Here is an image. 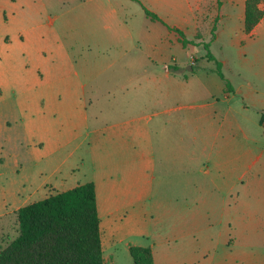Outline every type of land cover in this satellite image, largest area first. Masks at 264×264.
Wrapping results in <instances>:
<instances>
[{
	"label": "crops",
	"instance_id": "0c3cea01",
	"mask_svg": "<svg viewBox=\"0 0 264 264\" xmlns=\"http://www.w3.org/2000/svg\"><path fill=\"white\" fill-rule=\"evenodd\" d=\"M140 1L162 21L135 0H73L46 23L29 0L13 4L0 147L60 175L51 188L87 166L105 260L144 239L154 264H264V3L246 32L245 0ZM234 10L235 62L218 59L227 92L214 67L180 65L168 26L195 48L208 18L216 39Z\"/></svg>",
	"mask_w": 264,
	"mask_h": 264
},
{
	"label": "trees",
	"instance_id": "16d2710c",
	"mask_svg": "<svg viewBox=\"0 0 264 264\" xmlns=\"http://www.w3.org/2000/svg\"><path fill=\"white\" fill-rule=\"evenodd\" d=\"M137 1L145 15L153 20L161 18ZM264 0H245L243 29L250 31L263 16L259 3ZM175 30L183 47L194 43L182 30ZM215 22L211 38H215ZM205 57L214 61V72L225 81V90L232 91L225 79L221 62L210 52V42L201 41ZM18 233L0 247V264H105L93 181L59 191L45 198L27 203L16 211ZM134 264H154L150 246L130 245Z\"/></svg>",
	"mask_w": 264,
	"mask_h": 264
},
{
	"label": "rangeland",
	"instance_id": "374dc122",
	"mask_svg": "<svg viewBox=\"0 0 264 264\" xmlns=\"http://www.w3.org/2000/svg\"><path fill=\"white\" fill-rule=\"evenodd\" d=\"M21 0H0V66L5 61V57L12 50L11 28L9 21L12 17L13 4ZM73 0H29L32 5L40 7L38 18L41 22H48L51 18H57L63 9L68 7ZM190 1V0H189ZM192 1V0H191ZM203 8L212 9L216 7L218 0H197ZM224 2V0H220ZM264 2H260L262 4ZM237 10H234V17L229 19L223 17V30L220 31L216 39L210 40V27L212 22L209 18L206 24L198 28L194 39H205L210 42L209 50L216 59L225 58L227 65H234L235 49L230 44V39L234 36V31L239 33L241 22L236 17ZM59 21V19H58ZM57 22V21H55ZM56 25V24H55ZM48 28V26H46ZM178 47L176 51L177 61L181 66L188 68V65L194 64L197 70L214 67V61L208 60L203 46ZM71 53V47L66 49ZM192 53L189 59L186 55ZM80 154V153H79ZM78 155V153H77ZM38 161V160H37ZM77 161V159H75ZM39 164L40 160L38 161ZM42 166H36L35 162L23 152L18 150L5 151L0 147V247H3L8 241L12 240L18 233V218L15 210L27 203L42 199L56 191L67 189L78 183H85L88 180L87 166H78L71 174L66 175L61 186L50 185L56 181V175H50V170L40 174ZM46 184H41L46 179ZM211 235V234H210ZM209 239V246L213 245V240ZM137 241V240H136ZM140 245H148L149 241L140 239L136 242ZM264 252V244L258 246ZM221 249L222 247H218ZM219 249H216L219 252ZM213 252L209 248V254ZM215 253V252H214ZM213 253V254H214ZM106 257L105 264H134L129 251L124 243H117L104 250ZM110 256V259L107 257Z\"/></svg>",
	"mask_w": 264,
	"mask_h": 264
},
{
	"label": "water",
	"instance_id": "95a60500",
	"mask_svg": "<svg viewBox=\"0 0 264 264\" xmlns=\"http://www.w3.org/2000/svg\"><path fill=\"white\" fill-rule=\"evenodd\" d=\"M189 68L191 69V66Z\"/></svg>",
	"mask_w": 264,
	"mask_h": 264
}]
</instances>
